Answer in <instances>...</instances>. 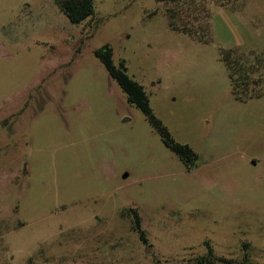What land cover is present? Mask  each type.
Segmentation results:
<instances>
[{
    "label": "rangeland",
    "instance_id": "rangeland-1",
    "mask_svg": "<svg viewBox=\"0 0 264 264\" xmlns=\"http://www.w3.org/2000/svg\"><path fill=\"white\" fill-rule=\"evenodd\" d=\"M92 5L73 24L53 0H0V264H191L203 241L215 263L264 264V0ZM172 9L209 39L169 29ZM103 44L194 156L126 101ZM233 48L259 97H233Z\"/></svg>",
    "mask_w": 264,
    "mask_h": 264
},
{
    "label": "trees",
    "instance_id": "trees-1",
    "mask_svg": "<svg viewBox=\"0 0 264 264\" xmlns=\"http://www.w3.org/2000/svg\"><path fill=\"white\" fill-rule=\"evenodd\" d=\"M53 3L64 14L67 20L73 24L79 23L93 14L92 0H53ZM174 10L175 9H172L171 13H167V27L169 29L193 36L197 41H205L209 39L208 23L204 22L199 25L201 34H206V38H201L202 36H200L199 33H190L184 28V23L177 22V17L172 13ZM231 52H235V48L221 52L220 59L223 61L227 70V78L229 80L233 97L236 100L245 101L247 98L259 97L262 95V93L252 92L253 82L249 79V75L254 66L251 62L254 61L249 62L246 58H242L241 55L229 57L228 53ZM93 53L103 64L109 76L115 80L117 85L124 92L126 101L134 104L143 112L148 123L161 137L164 145L177 154L181 160L183 159L184 161H187L185 160V157L189 159L190 156H194L188 147L171 142V139L161 125V122L152 114L148 104L147 95L145 94L142 85L127 75L124 60L121 59L117 64H114L111 58V48L107 44H103L95 49ZM238 89L242 90V93L239 94ZM128 212L132 221V229L136 232L139 240L145 242L146 238L144 236V231L140 226V216L138 212L135 209L130 208L128 209ZM203 243L206 247V255L199 257L191 264H227L224 259H218L220 263L213 262L212 248L207 241H203Z\"/></svg>",
    "mask_w": 264,
    "mask_h": 264
},
{
    "label": "water",
    "instance_id": "water-1",
    "mask_svg": "<svg viewBox=\"0 0 264 264\" xmlns=\"http://www.w3.org/2000/svg\"><path fill=\"white\" fill-rule=\"evenodd\" d=\"M158 1H163V0H158Z\"/></svg>",
    "mask_w": 264,
    "mask_h": 264
}]
</instances>
